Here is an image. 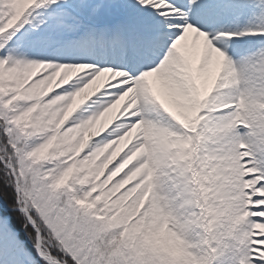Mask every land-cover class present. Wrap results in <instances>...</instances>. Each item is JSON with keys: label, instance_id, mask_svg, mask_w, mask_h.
<instances>
[{"label": "snow or ice", "instance_id": "obj_1", "mask_svg": "<svg viewBox=\"0 0 264 264\" xmlns=\"http://www.w3.org/2000/svg\"><path fill=\"white\" fill-rule=\"evenodd\" d=\"M0 264H264V0H0Z\"/></svg>", "mask_w": 264, "mask_h": 264}]
</instances>
